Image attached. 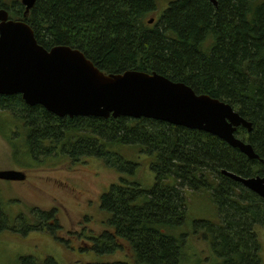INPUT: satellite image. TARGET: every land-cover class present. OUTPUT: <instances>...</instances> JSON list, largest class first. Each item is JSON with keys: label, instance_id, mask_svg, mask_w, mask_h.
I'll return each instance as SVG.
<instances>
[{"label": "trees", "instance_id": "trees-1", "mask_svg": "<svg viewBox=\"0 0 264 264\" xmlns=\"http://www.w3.org/2000/svg\"><path fill=\"white\" fill-rule=\"evenodd\" d=\"M215 1L36 0L30 10L27 23L43 48L76 49L107 75L139 71L184 83L229 104L251 124L250 133L239 128L236 135L252 145L256 160L205 132L144 118H58L20 96H0V110L12 116V131L20 135L14 145L2 134L16 156L42 164L95 158L130 176L139 163L116 149L133 147L145 156L152 188L120 179L101 196L107 227L90 237V250L126 255L99 264H204L193 255L187 263L189 234L182 229L187 193L195 191L210 194L217 209V221L197 224L212 264H261L255 226L264 229V200L222 171L264 175V0ZM35 216L36 225L25 221L23 232L54 228L51 213ZM17 222L0 208V232ZM45 264L56 263L48 258Z\"/></svg>", "mask_w": 264, "mask_h": 264}, {"label": "water", "instance_id": "water-1", "mask_svg": "<svg viewBox=\"0 0 264 264\" xmlns=\"http://www.w3.org/2000/svg\"><path fill=\"white\" fill-rule=\"evenodd\" d=\"M36 0H22L26 9ZM213 6L215 0H208ZM5 14L0 12V20ZM153 20L150 21L152 23ZM84 54L58 46L49 52L34 40L25 24L0 25V95L20 96L30 107L40 106L55 117L151 119L213 135L257 159L251 145L234 137L237 127L251 124L227 103L197 95L184 83L156 73L127 71L104 74ZM222 174L264 199V178L244 179ZM17 171L0 172V180L23 181Z\"/></svg>", "mask_w": 264, "mask_h": 264}, {"label": "rangeland", "instance_id": "rangeland-1", "mask_svg": "<svg viewBox=\"0 0 264 264\" xmlns=\"http://www.w3.org/2000/svg\"><path fill=\"white\" fill-rule=\"evenodd\" d=\"M156 18L153 14L148 19ZM11 120L10 114L1 112L0 172H21L25 179L0 180V208L10 220L20 221L11 230L0 232V264H22L20 260L24 258H32L38 264H45L48 258L56 264H99L123 258L126 255L124 250L110 256L95 254L89 247L90 237L99 236L106 230L108 214L101 210L99 203L111 186L123 179L142 189L153 187L155 178L145 164V156L141 157L133 147L116 149L124 160L139 163L132 176L107 167L102 160L95 158L82 159L75 164L59 163L54 159L45 164L33 162L20 154L16 156L10 143L2 136H10L14 145L19 142L20 135L15 129L12 131L15 124ZM211 199L206 192L187 193V215L182 225L189 234L185 237V242L188 240L187 263L192 255L204 264L213 263L212 250L202 237L201 226L197 225L217 221V209ZM39 212L51 213L54 228L49 231L46 226L35 227V230L23 232L28 226L25 221L36 225L35 215ZM256 233L260 243V261L264 264V229L258 227Z\"/></svg>", "mask_w": 264, "mask_h": 264}, {"label": "flooded vegetation", "instance_id": "flooded-vegetation-1", "mask_svg": "<svg viewBox=\"0 0 264 264\" xmlns=\"http://www.w3.org/2000/svg\"><path fill=\"white\" fill-rule=\"evenodd\" d=\"M35 4V3H34ZM34 6V5H33ZM33 6H32V8H33ZM32 8H29V10H27L26 9V6L22 3V0H0V12L2 13V14H5L4 16H5V19H4V21H2V20H0V25L1 24H3V23H19V24H25V25H27L31 30H32V28L30 27V25L27 23L28 21H27V18H28V16L30 15V10L32 9ZM32 33H33V37H34V40L36 41V38H35V35H34V32H33V30H32ZM36 44L37 45H39L38 43H37V41H36ZM40 46V45H39ZM42 47V46H41ZM43 48V47H42ZM45 51H47V52H49L51 49H45V48H43ZM0 96H3L4 97V95H0ZM1 112L3 113V111L2 110H0V114H1ZM244 119V118H243ZM245 120V119H244ZM239 128H243V129H245L248 133H250L251 132V130L250 131H248L246 128H244V127H242V126H239V127H237V129H236V132H237V130L239 129ZM236 132H235V136L234 137H236L237 139H239L240 141H242V142H244V143H246V144H249V145H251L246 139H241V138H239V137H237V135H236ZM227 144V143H226ZM251 147H252V145H251ZM252 149H253V147H252ZM253 151H254V149H253ZM254 153H255V151H254ZM256 154V153H255ZM256 156H257V159H259V156L256 154ZM251 160H255V159H251ZM224 171V170H223ZM257 177H259V178H264V175H257V176H253V177H248V178H244V179H249V178H257ZM241 178H243V177H241ZM240 184V183H239ZM243 186V185H242ZM244 187V186H243ZM245 188V187H244ZM247 189V188H246ZM248 190V189H247ZM250 191V190H249ZM251 192V191H250ZM253 193V192H252ZM255 194V193H254ZM256 196H258L257 194H255ZM258 198H260L259 196H258ZM262 199V198H261ZM264 200V199H263ZM255 227H260V226H255Z\"/></svg>", "mask_w": 264, "mask_h": 264}]
</instances>
